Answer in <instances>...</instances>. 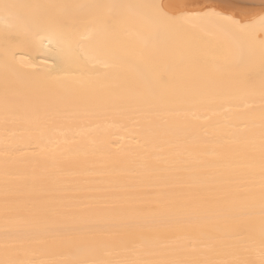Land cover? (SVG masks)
<instances>
[{"label":"bare ground","instance_id":"bare-ground-1","mask_svg":"<svg viewBox=\"0 0 264 264\" xmlns=\"http://www.w3.org/2000/svg\"><path fill=\"white\" fill-rule=\"evenodd\" d=\"M84 1L0 0V264H264V0Z\"/></svg>","mask_w":264,"mask_h":264},{"label":"rangeland","instance_id":"rangeland-1","mask_svg":"<svg viewBox=\"0 0 264 264\" xmlns=\"http://www.w3.org/2000/svg\"><path fill=\"white\" fill-rule=\"evenodd\" d=\"M58 1V2H57ZM71 2V3H70ZM83 2V1H82ZM86 4L89 2L88 0L84 1ZM70 3V4H69ZM94 3V4H93ZM99 3V4H98ZM61 4V5H59ZM63 4V5H62ZM69 6H68V5ZM78 4V5H77ZM93 4V5H91ZM46 9L48 12L52 13V11L56 10L55 8H57V13L55 16H51L50 18H46V17H37L35 15H32V24L34 26H37L39 29L40 28H44L43 30H46L47 28L49 29H63L64 27L66 28L68 26V24L70 23H76L75 24V28L79 27V26H84L91 25V27L95 28L97 30L98 33V44H100L101 46H103V48L105 50H112V48H114L115 46H112L113 43L110 40V34L107 36V28L108 26H113L112 21L114 20H119L120 17H117L114 13L111 14V12L108 11V4L106 2H91L89 5H81V3H79V0L74 2V4L72 3V0H54V5L51 6L49 3H46ZM56 5H59L60 7H56ZM74 5V6H73ZM77 5V6H76ZM49 6V7H48ZM76 6V7H75ZM44 7V6H43ZM54 7V8H53ZM70 7V9H69ZM79 7V8H77ZM59 8V9H58ZM63 10H62V9ZM68 10H67V9ZM78 9V10H77ZM58 11H61L60 13ZM79 12V13H78ZM96 12V13H95ZM76 14V15H75ZM100 14V15H99ZM114 14V15H113ZM48 15V14H47ZM85 16V20H81L79 17L80 16ZM94 15V16H93ZM97 15V16H96ZM61 16V17H60ZM53 17V18H52ZM98 17V18H97ZM43 18V19H42ZM89 18V19H88ZM53 19V20H52ZM107 19V20H106ZM90 20V21H89ZM96 20V21H95ZM100 21V22H99ZM106 24H105V23ZM87 23V24H86ZM93 23V24H92ZM96 23V24H95ZM56 24V25H55ZM95 24V25H94ZM54 25V26H52ZM72 25V24H70ZM93 25V26H92ZM61 26V27H59ZM2 29V27H0V30ZM3 33V34H2ZM0 55L2 54L3 51H5V49L7 48V43L11 41L12 39V35L9 31L6 30H1L0 31ZM10 37H9V36ZM149 37L150 40H153L152 38L155 37V39L157 38V34L155 33V30L152 34V37L150 35H147ZM146 36V37H147ZM16 37V36H15ZM8 39V40H7ZM109 43V44H108ZM117 48V47H116ZM152 70V71H151ZM144 71V72H143ZM148 73L151 75V77L147 80H153V78H155L156 73L155 72V68L152 69H139L137 71V68H135L134 73H135V82L137 84V87L144 85V83L147 82V80H145L144 78H138L139 73ZM151 72V73H150ZM154 72V74H153ZM140 80V81H139ZM145 81V82H144ZM140 84V85H139ZM97 86V85H96ZM97 90H96V89ZM94 90L97 93H99L101 90V87H95L94 86ZM104 93V92H103ZM85 100L90 99L88 97V95L84 96ZM13 134H17L19 135L20 132H12V136Z\"/></svg>","mask_w":264,"mask_h":264}]
</instances>
